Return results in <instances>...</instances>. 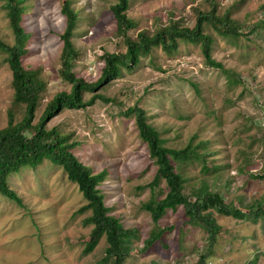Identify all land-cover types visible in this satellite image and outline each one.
Here are the masks:
<instances>
[{"label":"rangeland","instance_id":"374dc122","mask_svg":"<svg viewBox=\"0 0 264 264\" xmlns=\"http://www.w3.org/2000/svg\"><path fill=\"white\" fill-rule=\"evenodd\" d=\"M64 1L21 4V27L29 37L21 66L37 71L45 89L32 124L57 93L69 91L58 74ZM68 1L76 15L71 43L77 56L72 71L91 83L99 76L103 52H124L109 9L115 0ZM215 1L217 15L227 13L240 30L232 40L216 36L204 25V32L213 39L211 58L236 74L239 83L229 85L218 70L207 67L198 45L179 43L172 54L152 48L135 67L121 70L119 77L82 96L83 101L91 95L110 101L95 100L83 109L62 110L45 124L46 129L55 128L76 143L73 155L92 174L104 172L97 186L104 206L124 229L136 232L123 264H196L202 251L207 253L205 264H264V220L251 223L211 212L216 240L207 248L206 234L188 225L180 207L165 211L156 224L163 234L142 248L153 225L140 206L149 198L146 185L155 166L137 137L134 119L121 115L132 106L143 110L165 147L180 150L188 142L192 146L205 143L209 171L202 174L201 164L194 160L179 169L186 193L204 183L242 210L261 201L264 211V181L249 178L259 174L264 164V0ZM1 4L0 40L10 46L12 34ZM195 9L208 10L204 0H128L125 14L136 29L127 36L133 39L140 31L152 32L170 21L190 29ZM4 56L0 52V129L13 93ZM15 113L18 121L21 112ZM59 169L43 161L35 169L21 168L7 178L21 205L0 195V264H99L104 239L82 254L91 227L83 224L89 211L74 215L85 203ZM154 191L161 199L166 191L163 182Z\"/></svg>","mask_w":264,"mask_h":264},{"label":"trees","instance_id":"16d2710c","mask_svg":"<svg viewBox=\"0 0 264 264\" xmlns=\"http://www.w3.org/2000/svg\"><path fill=\"white\" fill-rule=\"evenodd\" d=\"M0 1L13 39L10 46L0 40V52L5 55L4 61L10 72V85L13 91L10 106L5 114V126L0 129V195L21 205L20 199L8 187L7 178L16 174L21 168L35 169L43 161H48L60 168L66 181L75 185L85 203L74 212V215L89 211V216L84 218L83 224L91 227L82 254L90 253L96 243L103 238L105 247L99 264H123L128 257L131 241L137 239L136 232L133 229H124L119 220L110 216L109 209L104 206L102 195L97 189L104 172L92 174L91 170L73 155L72 150L76 143L69 142L70 138L55 128L46 129L45 124L62 110L83 109L91 106L95 100L110 101L100 95H91L87 101H83L82 96L84 93L93 94L116 79L121 70L135 67L142 57L149 55L152 48H159L165 54H172L176 52L179 43L198 45L207 67L218 70L229 85L239 83L236 74L224 69L220 63L211 58L213 39L204 32L203 27L208 26L216 36L233 40L239 36L240 26L230 21L227 13L217 15L215 0H204L208 10L204 12L194 10L196 17L190 29L170 21L166 26L154 29L152 32L140 31L131 39L127 34L136 29V24L126 17L128 0H115L109 9L115 22V35L121 37L124 52H103L100 57L102 68L98 78L94 82L87 83L76 77L72 71L77 56L71 43L76 15L70 9L69 1L65 0L60 5L65 26L62 34L59 35L61 49L58 57V74L60 80L69 85V91L57 93L45 105L37 122L32 124L40 94L45 89L43 82L38 79L37 71L24 69L20 62L27 53L25 42L29 38L21 27L24 10L21 4L25 0ZM257 26L261 25L258 23ZM16 111L21 112L18 121H15ZM121 115L124 118L134 119L137 137L145 144L148 158L155 166L154 176L146 185L149 198L140 206L141 210L149 215L153 225L143 242V249L150 247L163 234L164 229L156 228V224L165 211L173 212L178 207L181 208L188 225L197 227L206 234L207 248H211L216 240V225L211 212L251 223H256L259 219L264 220L261 201H254L242 210L233 201L226 202L216 190L204 183L188 190V193L184 191L185 180L179 169L185 165V162L198 161L201 164L202 174L209 171L206 167L205 143H196L192 146L188 142L183 149H169L165 147L159 133L146 122L142 109L132 106ZM198 149L201 152H197ZM172 162L176 165L174 166ZM249 178L264 181V164L259 174H249ZM161 182L166 191L161 199H157L154 190ZM206 256L207 253L202 251L196 264H205Z\"/></svg>","mask_w":264,"mask_h":264}]
</instances>
